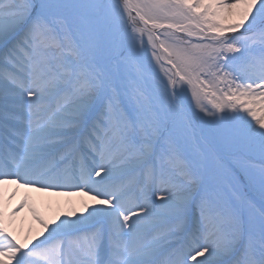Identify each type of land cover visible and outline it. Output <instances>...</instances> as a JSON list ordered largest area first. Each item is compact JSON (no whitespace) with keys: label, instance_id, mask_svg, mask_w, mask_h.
<instances>
[{"label":"snow or ice","instance_id":"1","mask_svg":"<svg viewBox=\"0 0 264 264\" xmlns=\"http://www.w3.org/2000/svg\"><path fill=\"white\" fill-rule=\"evenodd\" d=\"M5 183L95 203L0 264H264V0H0Z\"/></svg>","mask_w":264,"mask_h":264},{"label":"bare ground","instance_id":"2","mask_svg":"<svg viewBox=\"0 0 264 264\" xmlns=\"http://www.w3.org/2000/svg\"><path fill=\"white\" fill-rule=\"evenodd\" d=\"M14 185L15 183L0 185V209L5 214L12 213L21 201H28L23 208L16 212L19 216H23L32 227L26 232L21 230V232L17 233L15 230L17 237L22 240L35 237L42 231L41 225L31 215L32 202L38 204V207L42 209L40 210L42 218L49 223L58 215L62 216L73 211L80 213L86 204L95 203L89 196L75 192H42L34 188Z\"/></svg>","mask_w":264,"mask_h":264},{"label":"rangeland","instance_id":"3","mask_svg":"<svg viewBox=\"0 0 264 264\" xmlns=\"http://www.w3.org/2000/svg\"><path fill=\"white\" fill-rule=\"evenodd\" d=\"M157 71H159V69H156ZM14 186H18L17 184H15ZM20 186V185H19ZM32 206L33 208L31 209V215L34 217V212L33 209H35V212L38 213L41 216V212L38 204L37 203H33L32 202ZM13 213V212H12ZM12 213H8L5 214V219L10 221V227L11 230L15 233V230L17 231V233L21 232V230H23L24 232L28 231L29 229H31L32 227L30 226L29 223L26 222L25 218L23 216H19L17 213L15 215H12ZM42 217V216H41ZM35 219V218H34ZM21 224H20V223ZM16 225V226H15ZM16 234V233H15ZM17 235V234H16Z\"/></svg>","mask_w":264,"mask_h":264}]
</instances>
